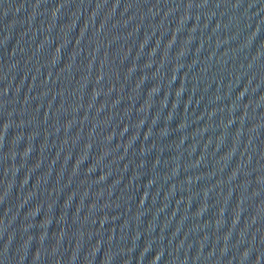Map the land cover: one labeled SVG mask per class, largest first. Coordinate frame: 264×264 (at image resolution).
Instances as JSON below:
<instances>
[{"label": "water", "instance_id": "obj_1", "mask_svg": "<svg viewBox=\"0 0 264 264\" xmlns=\"http://www.w3.org/2000/svg\"><path fill=\"white\" fill-rule=\"evenodd\" d=\"M0 264H264V0H0Z\"/></svg>", "mask_w": 264, "mask_h": 264}]
</instances>
